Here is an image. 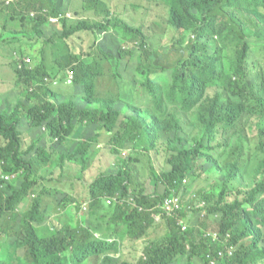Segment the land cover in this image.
Returning <instances> with one entry per match:
<instances>
[{"label":"trees","instance_id":"16d2710c","mask_svg":"<svg viewBox=\"0 0 264 264\" xmlns=\"http://www.w3.org/2000/svg\"><path fill=\"white\" fill-rule=\"evenodd\" d=\"M2 1L8 6L0 8V14L9 10L11 14L37 16L35 40L43 39L39 28L46 23L59 31L55 38L44 39V44L55 49L51 66L45 62L34 68L24 61L21 67L18 64V91L24 90V95L12 110L0 111V138L5 140L0 146V174L9 176L8 180H0V241L5 237L16 244L19 260L14 264H63V257L66 263L77 264L95 256H103L102 264H115L111 259L121 246L119 240H92L86 229L70 226L73 217H80V202L53 184L58 180L51 178L50 169L43 171L34 167L32 160L17 156L26 122L29 129L45 128L57 139L70 135L77 123L110 128L109 144L116 153L129 149L130 157L137 152L165 150L166 164L162 168L169 169L162 175L151 169L154 187L150 193L144 189L138 196L132 193V174L126 161L119 162L115 173L100 174L88 185L84 214L98 215L100 207L106 205L105 198L118 197L109 212L110 222L118 228L124 226L131 241H139L150 233L158 223L154 215L162 213L160 206L167 197L173 194L180 200L181 210L170 217L160 216L167 228L166 237L148 244L137 264H209L210 253L216 264L264 262V199L255 203L264 195V158L256 171L258 184L243 200L227 202L226 187L219 194L205 193L199 200L192 185L199 170L205 174L219 172L225 183L237 180V161L219 168L215 158L205 154L221 130L228 146L240 144L249 131L258 145L256 149L264 156V70L258 90L248 82L246 73L250 43L264 53V0H158L166 7L170 33L183 37L192 34L188 43H173L166 51L162 50V42L147 36L144 28L130 19L114 17L109 10L99 14L101 0H81L79 6L66 12L59 11L57 0H10L8 4ZM62 23L70 24L69 28H58ZM84 26L97 39L89 51L76 52L67 41L82 32ZM26 37L24 31L9 34L0 40V45ZM109 41L116 42V53L108 52ZM130 58L152 63L154 67L147 68L150 73L167 75L170 88L164 96L149 85L156 109L122 103V111L115 96H100L96 80L128 81ZM67 72L72 75L71 84L82 88L84 108L74 100L64 101L44 85L46 78L66 77ZM214 84H219L223 93L210 97L207 89ZM247 117L255 123L245 120ZM23 119L27 120L22 122ZM184 119L198 132L191 143L179 136ZM229 133L233 136L227 137ZM140 137L148 145L141 144ZM90 148V144H83L77 153L63 155L60 164L67 160L85 170ZM36 156L49 167L55 165L43 152ZM31 195L34 199L30 209L20 216L22 204ZM131 195L137 205L128 203ZM185 195L190 196L188 203ZM198 201L205 205L199 208L200 221L215 219L221 242L210 240L212 234L203 236L205 227L200 228L199 236L191 227L182 231L179 220L188 223L187 207ZM54 204L56 208L51 212L49 208ZM50 214H63L65 219L54 226ZM231 245L234 251L229 256L227 248Z\"/></svg>","mask_w":264,"mask_h":264},{"label":"rangeland","instance_id":"374dc122","mask_svg":"<svg viewBox=\"0 0 264 264\" xmlns=\"http://www.w3.org/2000/svg\"><path fill=\"white\" fill-rule=\"evenodd\" d=\"M10 0H6L8 4ZM81 0H57V7L60 12H66L73 10L79 6ZM8 5H4L0 0V8L5 9ZM104 10H109L114 17H122L137 25L142 26L147 36L153 38L156 42H162L161 46H164L163 51L168 50L169 46L173 43H182L185 40L188 43L191 40L190 35L187 34L184 37L180 34L170 33L167 26V10L166 7L158 0H101L99 6V14ZM44 16V15H43ZM85 17V16H80ZM35 18V19H32ZM99 19L103 20L102 17ZM253 20V16L251 17ZM39 20L33 13H19L11 14L9 10H5L0 14V40L5 38L9 34H20L24 31L27 34L26 38L18 39L16 41H9L8 44L0 45V111L12 110L15 105L21 101L24 90L18 91L19 86L17 84L18 64L23 60H30L31 63L27 66L35 67L40 63L45 62L46 65L51 66L50 60L55 49L51 47V44H44V39L55 38L54 34H59L57 28L52 27L50 23L44 24L39 30L42 32V38L35 40L34 27ZM75 26V23H72ZM64 26L68 27L70 24H60L58 28L63 29ZM253 29H255L252 23ZM88 27L84 26L82 32L77 33L71 39L67 41L68 45L76 48V52H87L96 41L97 36L88 32ZM30 41V42H27ZM108 52L111 54L117 52V44L115 41H109L107 43ZM230 55L231 51H225ZM148 67L153 68L154 65L147 61H138L137 58H130L128 60V73L126 77L128 81L120 82L118 80H96V84L99 88L101 97L115 96L118 100L119 109L125 110V106L122 103H130L142 107H150L156 109V105L152 102V97L149 92V85L158 92L160 95H165L170 88L167 75L161 72L150 73ZM247 80L258 90L261 83V71L264 70V53L259 48L250 43V54L247 60ZM53 75L56 72L51 73ZM52 77V76H50ZM48 77V78H50ZM47 78V79H48ZM44 85H48L50 89L60 97H63L64 101L74 100L77 102L80 108H84L86 105L82 101V88L74 87L69 79L67 72L66 77L58 75L54 79H48L44 81ZM221 92V86L214 84L207 89V95L210 97L216 96ZM50 101V100H49ZM57 103V102H56ZM83 103V104H82ZM192 119V115H189V120ZM27 119H23L25 122ZM245 120H250L255 123V120L247 117ZM182 127L179 136L183 138L188 137L191 139L193 136H198V132L193 130L187 125V120L181 122ZM23 136H21V150L19 159H27L33 161L34 167H39L43 171H51V178H55L58 181L53 184L62 190L71 198L78 200L81 204L80 217H73L70 220L71 227H80V229H86L91 235L92 240H111L117 234L120 242L119 253L112 256L111 261L115 264H121L123 262L128 264H137L139 258L143 255L144 248L151 243L160 242L167 235V228L164 222L161 220L155 224L150 233L145 238L139 241H131L126 237L124 226L118 228L115 224L110 222L109 212L114 208V204L107 207L103 205L100 207L102 211L95 217H88L84 210V205L88 201V185L100 174L115 173L119 162L126 161L129 164V170L132 174V184L130 190L134 195L138 196L140 190L144 189L147 193L153 191L154 183L151 179V169L157 175L169 168H162L164 158L155 155L152 152H137L135 156L130 157V151L127 150L123 155L116 153L114 147L109 144L110 128L102 127L98 125H87L77 123L72 133L68 136H63L61 139H57L46 131L45 128H41L40 131L29 129L27 122L22 126ZM233 136L228 134L227 137ZM245 138L240 143H234L232 146L227 145L226 138L223 137V132L216 135L215 142L212 143V148L205 152V154L212 155L219 168H224L227 164L238 162V168L240 170L237 180L229 183H225L224 178L219 172L212 174H205L201 170L197 171L196 178L193 180L194 194L197 199L201 200L202 195L205 193L219 194L223 187H226V201L231 203L235 200H243L246 198L248 191L253 189L258 184V178L256 175L259 163L263 160L264 156L256 149V141L253 135L246 131L244 133ZM176 136L172 135V138ZM139 142L143 145H148L147 140L143 137L139 138ZM5 143V140L0 138V146ZM83 144H90L91 148L88 152V158L86 159V168H82L70 161H65L64 164H60V159L63 155H71L77 153ZM133 151V150H132ZM37 152L44 153L45 157L50 156V160L55 162V165L49 167L47 162H42L37 156ZM165 166V164H164ZM1 180V177H0ZM162 190V187L160 188ZM133 195L128 203L137 205ZM185 203L190 200L189 195L183 196ZM33 196L31 195L26 203L22 204L21 210L18 212L22 216L27 210L30 209L33 202ZM264 199L262 195L255 201ZM195 202V200H194ZM194 202L190 204V208L187 206L186 218L188 223L180 219L179 224L184 227H191L198 231V236L201 234L200 228L209 231H214L217 228V224L206 221L202 223L199 218L202 206V201ZM56 205L50 206L49 210L53 212ZM184 206H182V210ZM10 210V209H9ZM108 213V215H107ZM52 224L57 226L59 222L64 221V215H52ZM60 217V218H59ZM100 223L96 227V223ZM188 225V226H187ZM88 229H87V227ZM0 254H3L7 261L16 262L14 257V251L17 249L15 243L8 238L0 242ZM248 243V241H245ZM103 256H95L90 259H86L83 263L77 264H102ZM198 261V260H197ZM63 264L66 263V258H62ZM198 264L200 262L198 261ZM257 264H264L259 262Z\"/></svg>","mask_w":264,"mask_h":264},{"label":"clouds","instance_id":"9594fccd","mask_svg":"<svg viewBox=\"0 0 264 264\" xmlns=\"http://www.w3.org/2000/svg\"><path fill=\"white\" fill-rule=\"evenodd\" d=\"M24 61V60H23ZM26 65H29V64H27V63H25ZM22 66V63H20V67ZM68 74H69V78H71L72 77V75H71V73L70 72H68ZM45 80H48L47 78L45 79ZM47 87H48V85H46ZM52 101V100H51ZM196 136H193L191 139H189L188 137H185V139L189 142V143H191L192 142V140L195 138ZM127 150H129V149H122L121 151H122V155L127 151ZM121 151H120V153H121ZM130 151V150H129ZM150 152H152V153H154L155 155L156 154H158V153H160L159 155H157V156H159V157H161V158H164V163L163 164H166V152H165V150L163 149V148H160V150H159V152L157 153V152H155V151H150ZM145 153H148V152H145ZM0 177H1V179L3 178V179H5V180H8V178H9V176L7 175V176H3L2 174H0ZM174 198H177L175 195H173V194H171L169 197H167L166 199H165V201H164V203H162L161 204V206H160V208H161V211H162V213H160V214H155L154 215V217H155V220L158 222V221H160L161 220V218H160V216H172L173 214H174V212H176V211H179V210H181V207H180V200H179V204L177 205H172V204H170L169 203V201L170 200H172V199H174ZM105 201H106V205H107V207L108 206H110V205H112V204H116V202H118V197L116 198V199H108V197L107 198H105ZM198 203H199V201H198ZM232 203V202H231ZM205 207V205H204V203L202 202V206L201 207H198V208H204ZM84 210L86 211V206L84 205ZM140 210H142V208H140ZM87 216H88V214H86ZM99 215V214H98ZM97 215H95V217H96ZM201 217H202V219H205V214L204 213H202L201 214ZM207 221H209V222H212V223H214L213 221H211V220H207ZM179 222H180V220H179ZM97 225H96V227H98L99 225H101L100 223H96ZM180 225V224H179ZM181 226V225H180ZM87 227V226H86ZM88 228V227H87ZM181 228H182V231H186L187 230V228L188 227H182L181 226ZM209 234H212L211 236H209V239L210 240H212L213 242H221V238H220V234H219V230L217 229V228H214V231H209V230H206V231H204V234H203V236H208ZM228 236V235H227ZM118 238H120V235L119 234H117L116 236H114L111 240H108V241H115V240H118ZM6 238L5 237H3L2 238V240L1 241H3V240H5ZM225 240H227V239H225ZM0 241V242H1ZM1 244V243H0ZM233 251H234V246H229L228 248H227V252H228V255L229 256H232L233 255ZM14 257H15V259L16 260H19V256H18V251H17V249H15V251H14ZM207 257L209 258V260H210V263L209 264H216V262L214 261V259H213V256H212V253H210V254H208L207 255ZM0 261L2 262V264H14V262H9V261H7L6 260V258H5V256L3 255V254H0Z\"/></svg>","mask_w":264,"mask_h":264},{"label":"built area","instance_id":"2783aa9c","mask_svg":"<svg viewBox=\"0 0 264 264\" xmlns=\"http://www.w3.org/2000/svg\"><path fill=\"white\" fill-rule=\"evenodd\" d=\"M24 63L30 64L31 61L30 60H24ZM45 81L47 82V80H45ZM169 203L172 205H176V204L178 205L179 200H178V198H174V199L170 200Z\"/></svg>","mask_w":264,"mask_h":264}]
</instances>
